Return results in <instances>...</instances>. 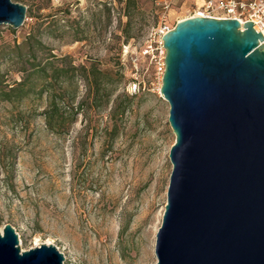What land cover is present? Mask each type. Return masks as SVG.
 <instances>
[{
    "label": "rangeland",
    "instance_id": "1",
    "mask_svg": "<svg viewBox=\"0 0 264 264\" xmlns=\"http://www.w3.org/2000/svg\"><path fill=\"white\" fill-rule=\"evenodd\" d=\"M14 1L28 12L0 25V231L64 264H155L176 135L144 50L206 0H137L129 16L126 0Z\"/></svg>",
    "mask_w": 264,
    "mask_h": 264
},
{
    "label": "water",
    "instance_id": "2",
    "mask_svg": "<svg viewBox=\"0 0 264 264\" xmlns=\"http://www.w3.org/2000/svg\"><path fill=\"white\" fill-rule=\"evenodd\" d=\"M26 5L0 0L17 29ZM161 93L176 135L155 264H264V36L253 21L192 16L164 36ZM0 231V264H64Z\"/></svg>",
    "mask_w": 264,
    "mask_h": 264
},
{
    "label": "built area",
    "instance_id": "3",
    "mask_svg": "<svg viewBox=\"0 0 264 264\" xmlns=\"http://www.w3.org/2000/svg\"><path fill=\"white\" fill-rule=\"evenodd\" d=\"M192 16L236 18L242 24L246 21H253L255 29L258 32L261 31L264 36V0H206L189 17ZM174 27L168 25L160 26L153 33L144 50L145 54L157 62V71L162 78L166 70V48L163 36ZM140 84L141 82H130L127 86L128 93L132 95L138 94L141 91ZM160 94L163 97L161 88Z\"/></svg>",
    "mask_w": 264,
    "mask_h": 264
},
{
    "label": "trees",
    "instance_id": "4",
    "mask_svg": "<svg viewBox=\"0 0 264 264\" xmlns=\"http://www.w3.org/2000/svg\"><path fill=\"white\" fill-rule=\"evenodd\" d=\"M136 3H137V0H126V7H125V9L127 10V15L128 16L130 15L129 9L131 7H133V6H136ZM43 71L45 73H47L46 72L47 71V67H44L43 68ZM60 71H61V69L54 70V73H59ZM91 84H92V88H94V90H95V93H99V91L104 86L103 81L100 80L99 78H97L96 76H93V79L91 81ZM19 85H22V83H19ZM46 88L51 89L52 93H54L53 94V97H54V99H53V105L55 107V101H56L55 100V97H57V95H56V92H57L56 91V87H55V85L52 84V86H50V87L49 86H46ZM13 90L15 91V89H13ZM17 93H19L20 96H23L24 94H26V92L24 90H22V89H20L19 91H17ZM15 94H16V92H15ZM53 114H54V112H52V116H53Z\"/></svg>",
    "mask_w": 264,
    "mask_h": 264
},
{
    "label": "bare ground",
    "instance_id": "5",
    "mask_svg": "<svg viewBox=\"0 0 264 264\" xmlns=\"http://www.w3.org/2000/svg\"><path fill=\"white\" fill-rule=\"evenodd\" d=\"M198 14V13H197ZM189 17V16H188ZM185 19V18H184Z\"/></svg>",
    "mask_w": 264,
    "mask_h": 264
}]
</instances>
